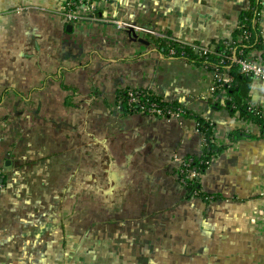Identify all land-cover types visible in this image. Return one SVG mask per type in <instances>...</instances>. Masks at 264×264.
Masks as SVG:
<instances>
[{"label":"crops","instance_id":"crops-1","mask_svg":"<svg viewBox=\"0 0 264 264\" xmlns=\"http://www.w3.org/2000/svg\"><path fill=\"white\" fill-rule=\"evenodd\" d=\"M63 1L0 0V264H264V130L210 93L211 71L113 24L216 47L252 0H101L97 20L76 24ZM255 1L248 56L264 69ZM125 90L189 114L128 112ZM249 102L264 116V80ZM202 156L192 195L180 161Z\"/></svg>","mask_w":264,"mask_h":264},{"label":"trees","instance_id":"trees-1","mask_svg":"<svg viewBox=\"0 0 264 264\" xmlns=\"http://www.w3.org/2000/svg\"><path fill=\"white\" fill-rule=\"evenodd\" d=\"M259 5L255 0H252L249 6V9L246 13L242 16L241 21L234 31L235 37H233L232 42L229 43H219L216 45L215 50L213 53H210L206 56H198L195 54L188 45L183 47H177L176 43L169 39H155L154 43L157 45L158 49L164 50L168 54L169 48H174L175 53L174 56H182L186 58L188 61L196 63L198 65L205 66L211 72L215 70L223 71L228 70L229 75L231 76V81L229 83L218 82L216 92L219 89H225L226 98L224 99L223 107L230 110L232 113H236L238 118L241 119H248L249 122L256 123L259 127L264 130V116L260 113L259 108L253 106L249 102V93L250 88L252 85V81L254 78L249 75H245L239 71L238 65L233 63L230 60L231 55L233 54L232 51L234 49L241 50L242 56L245 57L248 55V51L251 45H258L259 39L255 36V19L258 13ZM244 33H249V37L247 40L239 41L237 38L240 37ZM238 54V53H236ZM239 56V54H238ZM223 60V62H221ZM126 91V90H125ZM125 91L121 94L122 98V105L128 112H139L137 106H127L126 98H125ZM146 98L151 101H155L156 103L160 104L161 106L177 108L181 106L163 101L160 98H157L151 95L148 91ZM144 98V97H143ZM142 98V99H143ZM183 115H188L189 113L182 108ZM140 113V112H139ZM198 127L201 133L204 134L205 139L208 143V147L205 150V156L208 157L209 152L212 149V142H211V133H212V126L204 121L202 118H198ZM237 131L231 132V136L235 138L238 135ZM202 156L200 158H193L194 162L192 166L197 167L201 172L207 166V157ZM189 189V192H193L198 190V181L194 179L192 182L187 183L186 186Z\"/></svg>","mask_w":264,"mask_h":264},{"label":"built area","instance_id":"built-area-1","mask_svg":"<svg viewBox=\"0 0 264 264\" xmlns=\"http://www.w3.org/2000/svg\"><path fill=\"white\" fill-rule=\"evenodd\" d=\"M101 0H64L60 6L58 7L57 13L62 17L65 23L68 24H76L81 22H94L98 19V14L100 10ZM113 24L117 29L127 30L132 29L136 33H144L155 39H163L168 38L165 35L157 33L151 28L143 27L141 25H137L132 21L127 20H113ZM249 37V33H244L237 39L239 41L247 40ZM177 47H183L185 44L175 42ZM191 50L197 54L198 56H206L210 53H213L215 47H200L197 45H188ZM175 49L169 48L168 55L174 56ZM232 55L230 60L238 65L239 71L245 75L252 76L254 79L264 80V69L258 61L251 59L248 55L245 57L242 56V51L234 49L232 51ZM238 53V54H236ZM223 62V60L221 61ZM205 67V66H203ZM206 68V67H205ZM213 75V85L210 87V93H215L218 82L229 83L231 81V76L228 73V70H215L212 72ZM219 91L226 92L225 89H219ZM147 93L145 91L140 90H126L125 98L127 106H137L140 113L159 117V118H172L178 119L183 117L182 108H171L166 106H161L155 101L148 100L146 98ZM144 97V98H143ZM143 98V99H142ZM260 113H263L261 109H259ZM244 122L246 119H243ZM207 123L209 121L204 120ZM247 122V121H246ZM202 146L204 149L208 147V143L205 139L204 134L202 133ZM194 162L193 158H188L180 161V167L178 170V176L180 181L186 187L187 183L192 182L194 179H197L198 175L201 171L192 166ZM192 195H199V190H195L192 192Z\"/></svg>","mask_w":264,"mask_h":264},{"label":"water","instance_id":"water-1","mask_svg":"<svg viewBox=\"0 0 264 264\" xmlns=\"http://www.w3.org/2000/svg\"><path fill=\"white\" fill-rule=\"evenodd\" d=\"M126 31L129 32V33H132V34L135 33L132 29H127ZM134 35H135V34H134Z\"/></svg>","mask_w":264,"mask_h":264},{"label":"flooded vegetation","instance_id":"flooded-vegetation-1","mask_svg":"<svg viewBox=\"0 0 264 264\" xmlns=\"http://www.w3.org/2000/svg\"><path fill=\"white\" fill-rule=\"evenodd\" d=\"M0 187H1V184H0Z\"/></svg>","mask_w":264,"mask_h":264}]
</instances>
